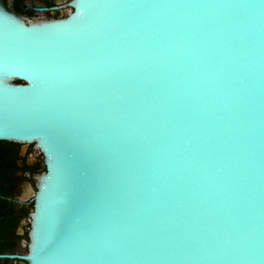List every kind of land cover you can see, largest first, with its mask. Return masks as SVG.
Returning <instances> with one entry per match:
<instances>
[{"label": "water", "instance_id": "obj_1", "mask_svg": "<svg viewBox=\"0 0 264 264\" xmlns=\"http://www.w3.org/2000/svg\"><path fill=\"white\" fill-rule=\"evenodd\" d=\"M1 140L45 156L30 264H264V0H0Z\"/></svg>", "mask_w": 264, "mask_h": 264}, {"label": "flooded vegetation", "instance_id": "obj_2", "mask_svg": "<svg viewBox=\"0 0 264 264\" xmlns=\"http://www.w3.org/2000/svg\"><path fill=\"white\" fill-rule=\"evenodd\" d=\"M7 8L38 20L63 19L76 0H4ZM46 171L45 156L35 142H0V264H30L23 259L30 242L38 176Z\"/></svg>", "mask_w": 264, "mask_h": 264}, {"label": "trees", "instance_id": "obj_3", "mask_svg": "<svg viewBox=\"0 0 264 264\" xmlns=\"http://www.w3.org/2000/svg\"><path fill=\"white\" fill-rule=\"evenodd\" d=\"M17 83H19L20 81H16ZM1 142V141H0Z\"/></svg>", "mask_w": 264, "mask_h": 264}]
</instances>
